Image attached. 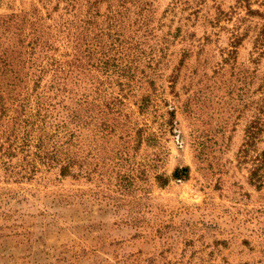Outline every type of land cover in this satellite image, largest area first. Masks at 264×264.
I'll return each instance as SVG.
<instances>
[{"label": "rangeland", "instance_id": "rangeland-1", "mask_svg": "<svg viewBox=\"0 0 264 264\" xmlns=\"http://www.w3.org/2000/svg\"><path fill=\"white\" fill-rule=\"evenodd\" d=\"M0 264H264V0H0Z\"/></svg>", "mask_w": 264, "mask_h": 264}, {"label": "trees", "instance_id": "trees-1", "mask_svg": "<svg viewBox=\"0 0 264 264\" xmlns=\"http://www.w3.org/2000/svg\"><path fill=\"white\" fill-rule=\"evenodd\" d=\"M190 169L188 166H178L173 172V176L176 179H187L189 176Z\"/></svg>", "mask_w": 264, "mask_h": 264}]
</instances>
